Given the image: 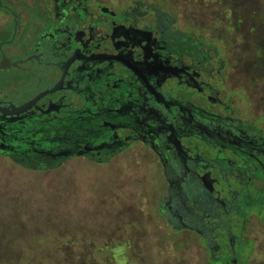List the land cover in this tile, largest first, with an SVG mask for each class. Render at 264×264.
I'll return each instance as SVG.
<instances>
[{
    "label": "flooded vegetation",
    "instance_id": "obj_1",
    "mask_svg": "<svg viewBox=\"0 0 264 264\" xmlns=\"http://www.w3.org/2000/svg\"><path fill=\"white\" fill-rule=\"evenodd\" d=\"M256 39L264 0H0V156L147 165L149 224L264 264Z\"/></svg>",
    "mask_w": 264,
    "mask_h": 264
},
{
    "label": "rangeland",
    "instance_id": "obj_2",
    "mask_svg": "<svg viewBox=\"0 0 264 264\" xmlns=\"http://www.w3.org/2000/svg\"><path fill=\"white\" fill-rule=\"evenodd\" d=\"M247 43L256 49L264 45L262 39ZM147 167L75 158L54 169L32 170L0 156V261L18 260L22 248L41 240L74 236L86 248L111 247L96 257L101 264H200L193 236L149 224L153 211L146 198L155 193L146 181L152 176H140V168Z\"/></svg>",
    "mask_w": 264,
    "mask_h": 264
},
{
    "label": "trees",
    "instance_id": "obj_3",
    "mask_svg": "<svg viewBox=\"0 0 264 264\" xmlns=\"http://www.w3.org/2000/svg\"><path fill=\"white\" fill-rule=\"evenodd\" d=\"M74 238V236L67 239L54 237L47 241L41 240L38 246L22 248L18 260L5 259L0 261V264H101L99 261L96 262V257L105 251H112L106 243L90 244L87 246L88 249L85 244ZM83 254L85 256L87 254V258H84ZM107 263L113 264V260Z\"/></svg>",
    "mask_w": 264,
    "mask_h": 264
}]
</instances>
